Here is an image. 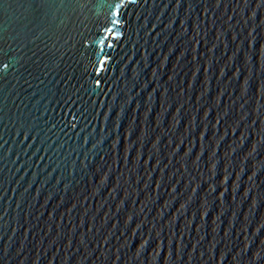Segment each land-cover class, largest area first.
Here are the masks:
<instances>
[{"label":"water","instance_id":"1","mask_svg":"<svg viewBox=\"0 0 264 264\" xmlns=\"http://www.w3.org/2000/svg\"><path fill=\"white\" fill-rule=\"evenodd\" d=\"M0 264H264V0H0Z\"/></svg>","mask_w":264,"mask_h":264}]
</instances>
